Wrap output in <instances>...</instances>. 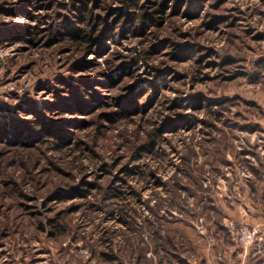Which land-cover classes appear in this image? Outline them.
Segmentation results:
<instances>
[{
    "label": "rangeland",
    "instance_id": "374dc122",
    "mask_svg": "<svg viewBox=\"0 0 264 264\" xmlns=\"http://www.w3.org/2000/svg\"><path fill=\"white\" fill-rule=\"evenodd\" d=\"M126 1L0 0V264H182L264 172V0Z\"/></svg>",
    "mask_w": 264,
    "mask_h": 264
},
{
    "label": "crops",
    "instance_id": "0c3cea01",
    "mask_svg": "<svg viewBox=\"0 0 264 264\" xmlns=\"http://www.w3.org/2000/svg\"><path fill=\"white\" fill-rule=\"evenodd\" d=\"M214 204L221 217L207 219L206 225L219 224L224 233L215 235L217 243L212 247L205 236L190 238L194 251L182 256L184 264H264V172H250L244 177L240 174L230 185V193L220 192ZM228 220L257 231L252 246L244 248L237 242L224 226Z\"/></svg>",
    "mask_w": 264,
    "mask_h": 264
},
{
    "label": "trees",
    "instance_id": "16d2710c",
    "mask_svg": "<svg viewBox=\"0 0 264 264\" xmlns=\"http://www.w3.org/2000/svg\"><path fill=\"white\" fill-rule=\"evenodd\" d=\"M183 1L184 0H150L152 7L154 8L152 15L148 16V14L142 13V15L140 17H142L143 23H147V21H149L150 18H153L159 14H165L166 10L168 9L171 2L177 3V8H178V7H180L179 5L182 4ZM101 3H102V0H79L80 6H79L78 10H82L84 19H87V15H88L87 10H97V9L101 8ZM139 5H140V3L138 2V0H127L124 7L115 8L114 10H117V11L115 12V17L113 18V21H112L113 24L117 25V27L121 23L124 26H128L129 24H133L134 20H135V16H134V14H132L131 12H128L126 10H131L132 7H134V6L137 7ZM77 6L78 5H76L75 8ZM84 41H86L87 43H93L96 41V38L91 37V36H86L84 38ZM214 208L216 209V207H214ZM135 260L137 261L135 264H153V263L164 264L162 262L159 263V261H157L153 258H149L147 256H144V257L142 256V257H139ZM143 261L145 263H142ZM179 262L182 264L185 263V260L182 256L179 258Z\"/></svg>",
    "mask_w": 264,
    "mask_h": 264
},
{
    "label": "built area",
    "instance_id": "2783aa9c",
    "mask_svg": "<svg viewBox=\"0 0 264 264\" xmlns=\"http://www.w3.org/2000/svg\"><path fill=\"white\" fill-rule=\"evenodd\" d=\"M224 226L229 231V233L236 238L237 242L244 248L252 246L256 240L257 231L250 226L244 224L238 225L233 220H228ZM201 233L205 236L206 242L208 243L209 247H212L217 243L215 236L208 234L204 227H202ZM219 259L221 260V257Z\"/></svg>",
    "mask_w": 264,
    "mask_h": 264
}]
</instances>
